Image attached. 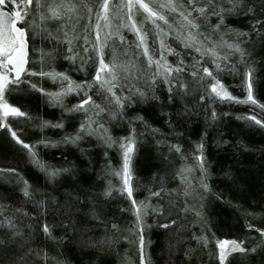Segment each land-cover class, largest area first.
Here are the masks:
<instances>
[{
    "label": "trees",
    "instance_id": "obj_1",
    "mask_svg": "<svg viewBox=\"0 0 264 264\" xmlns=\"http://www.w3.org/2000/svg\"><path fill=\"white\" fill-rule=\"evenodd\" d=\"M39 1L2 95L0 264H264V0L99 24L104 0Z\"/></svg>",
    "mask_w": 264,
    "mask_h": 264
},
{
    "label": "rangeland",
    "instance_id": "obj_2",
    "mask_svg": "<svg viewBox=\"0 0 264 264\" xmlns=\"http://www.w3.org/2000/svg\"><path fill=\"white\" fill-rule=\"evenodd\" d=\"M109 1H103L99 14H97L96 24L105 20ZM124 3L130 18L136 8L143 9L151 16L150 10L142 0H124ZM33 4L36 7L34 0H0V125L2 124L3 126L5 125L4 117L16 112L14 108L4 102L2 96L4 89L13 78L11 63L16 60V53L19 47L14 29L16 27L21 28L19 21L24 16L23 12L25 9L28 11L31 7L33 8ZM106 72L107 66L99 58L96 78L103 81ZM218 246L221 252L226 244L219 243Z\"/></svg>",
    "mask_w": 264,
    "mask_h": 264
},
{
    "label": "water",
    "instance_id": "obj_3",
    "mask_svg": "<svg viewBox=\"0 0 264 264\" xmlns=\"http://www.w3.org/2000/svg\"><path fill=\"white\" fill-rule=\"evenodd\" d=\"M14 31L17 36L19 47L16 53L17 58L14 62L11 63V71L13 79H18L21 77L22 73L26 68L28 49L24 29L16 27ZM2 126L3 125L1 124L0 127Z\"/></svg>",
    "mask_w": 264,
    "mask_h": 264
}]
</instances>
